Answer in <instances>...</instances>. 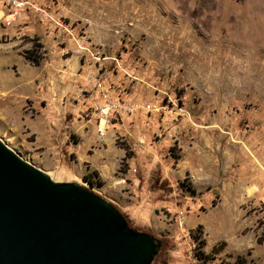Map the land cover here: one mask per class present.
<instances>
[{"label":"rangeland","instance_id":"obj_1","mask_svg":"<svg viewBox=\"0 0 264 264\" xmlns=\"http://www.w3.org/2000/svg\"><path fill=\"white\" fill-rule=\"evenodd\" d=\"M19 1L0 0V141L156 238L151 264H264V0ZM104 95L135 111L101 136Z\"/></svg>","mask_w":264,"mask_h":264},{"label":"water","instance_id":"obj_2","mask_svg":"<svg viewBox=\"0 0 264 264\" xmlns=\"http://www.w3.org/2000/svg\"><path fill=\"white\" fill-rule=\"evenodd\" d=\"M161 243L111 204L0 141V264H151Z\"/></svg>","mask_w":264,"mask_h":264},{"label":"built area","instance_id":"obj_3","mask_svg":"<svg viewBox=\"0 0 264 264\" xmlns=\"http://www.w3.org/2000/svg\"><path fill=\"white\" fill-rule=\"evenodd\" d=\"M14 6L15 12L21 10L25 4L19 0H13L11 3ZM96 112L100 117V126L98 132L100 135H103L102 130L104 129L108 118L113 115L124 116L130 115L132 112L135 111V106L131 103L130 100L127 99H114L109 96H105L101 100L100 103L95 104ZM102 121H104V125H102Z\"/></svg>","mask_w":264,"mask_h":264},{"label":"trees","instance_id":"obj_4","mask_svg":"<svg viewBox=\"0 0 264 264\" xmlns=\"http://www.w3.org/2000/svg\"><path fill=\"white\" fill-rule=\"evenodd\" d=\"M26 59L30 63H32L34 66H38L39 65V58H29L28 56H26ZM125 151L127 152V149H125ZM97 177H98V174L95 171H93V172H91L89 174H86L83 177V180H84L85 183H87L88 185H90L92 187L93 186L100 187V186H102V184L99 182ZM93 178L97 179V181H94ZM187 187L190 190V187L188 185H187ZM197 233H198V235L194 237L196 240L200 239L199 237L201 236V227H198ZM199 242H200L199 246L197 247V250L195 252V257H196L197 260L203 261L204 263H207L210 258L201 249V247L204 245V242L201 241V240ZM237 260L239 262V258H237ZM241 261H243V260H241Z\"/></svg>","mask_w":264,"mask_h":264}]
</instances>
